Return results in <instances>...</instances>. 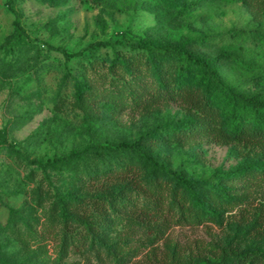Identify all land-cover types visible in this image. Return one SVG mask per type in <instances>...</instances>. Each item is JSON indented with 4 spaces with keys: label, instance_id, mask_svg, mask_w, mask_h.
<instances>
[{
    "label": "rangeland",
    "instance_id": "1",
    "mask_svg": "<svg viewBox=\"0 0 264 264\" xmlns=\"http://www.w3.org/2000/svg\"><path fill=\"white\" fill-rule=\"evenodd\" d=\"M12 1L11 8L0 0V264H160L166 249L179 252L174 264L232 260L250 248L264 254V174L249 185L221 176L264 166V151L209 142L198 114L180 104L133 101L144 74L146 83L154 77L138 51L89 49L98 41H201L194 52L224 58L216 70L234 97L264 103V0H184L180 12L159 0ZM16 23L25 34L16 33ZM54 48L84 53L68 58ZM80 88L96 94L81 97ZM136 141L204 198L214 196L215 219L169 226L128 216V206L150 208L143 189L162 173L135 152L98 147ZM32 161L50 167L45 172ZM129 167L134 171L123 174ZM220 183L226 194L216 190ZM54 188L120 205L85 249L45 234L46 226L63 232L65 222Z\"/></svg>",
    "mask_w": 264,
    "mask_h": 264
},
{
    "label": "trees",
    "instance_id": "2",
    "mask_svg": "<svg viewBox=\"0 0 264 264\" xmlns=\"http://www.w3.org/2000/svg\"><path fill=\"white\" fill-rule=\"evenodd\" d=\"M165 8L180 12L185 8L184 0H159ZM12 8L14 3L8 0ZM16 33L25 34L19 23H16ZM201 41H189L182 45L151 43L147 40L118 41L115 43L95 42L89 49H100L105 47L121 46L123 49L138 51L144 59L147 70H152L154 77L151 83H146L149 79L147 74L141 82L140 87L131 96V99L141 104L154 105L161 102H173L195 111L200 117L197 123L199 131L209 142L217 145H240L244 149L250 146H258L264 151V103L256 102L254 99H247L241 95L234 97L230 88L220 80L216 65L220 61L217 58L210 60L205 56L194 52ZM68 58H78L84 52L70 53L61 48H54ZM176 59L181 64L174 68L166 64V59ZM142 73H138L140 75ZM140 82V83H141ZM80 96L84 94H96V91L88 88L85 93L80 88ZM242 99V102H241ZM111 102V97L109 95ZM112 103V102H111ZM99 150L115 152H135L147 162L161 171L153 188L143 189L148 198L152 200L150 208H138L131 206L125 209V213L130 217H136L142 222L153 220H165L169 226H184L187 224L200 226L215 219L217 212L214 211L215 197L204 198L198 191L196 184L170 171L166 166L145 149L141 141L133 143H110L100 145ZM264 155V153H263ZM264 161V156L261 158ZM39 165L43 171L47 172L49 164L40 161H32ZM134 169L129 167L123 174H129ZM264 174V166L254 165L251 168L241 169L234 173L221 174L224 183L234 184L243 182L244 184L257 183ZM242 180V181H241ZM244 180V181H243ZM51 186L53 183L50 181ZM224 183L215 186L217 191L226 194L229 187ZM138 188H141L140 185ZM56 200L62 216L65 220L63 232H57L55 227L46 226L45 234L52 240L70 238L76 248L85 249L90 238L102 233V228L107 222L108 216L119 204L115 201L105 199L98 200L87 198L79 200L76 197L62 194L54 188ZM131 197V195L129 196ZM135 231H130L121 236L123 243L119 245L121 251L127 248L126 242L133 239ZM59 238V239H58ZM157 253L158 249L154 250ZM163 252V251H162ZM179 255L166 249L160 264H174L172 258ZM253 256V258H252ZM252 258V259H251ZM252 260V261H251ZM264 254L259 248H250L235 255L232 260H216L206 264H263Z\"/></svg>",
    "mask_w": 264,
    "mask_h": 264
}]
</instances>
